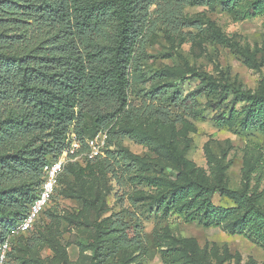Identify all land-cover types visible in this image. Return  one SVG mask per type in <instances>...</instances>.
Returning <instances> with one entry per match:
<instances>
[{
    "label": "rangeland",
    "instance_id": "obj_1",
    "mask_svg": "<svg viewBox=\"0 0 264 264\" xmlns=\"http://www.w3.org/2000/svg\"><path fill=\"white\" fill-rule=\"evenodd\" d=\"M184 11L201 20L199 28L172 33L157 27L136 50L141 80L129 92L128 108L154 96L155 105L180 121L161 124L141 114L123 119L119 126L128 133L109 147L110 169L104 153L82 171L63 172L33 228L12 241L8 264H264V238L231 231L235 213L243 211L234 199L212 195L214 206L233 212L216 225L188 221L156 199L159 193L167 199L188 180L221 179L264 209V132L225 121L244 106L233 88L264 92V18H238L217 0H190ZM205 85L212 89L183 99ZM95 223L103 242L94 261ZM116 235L129 245L120 246ZM32 240L39 242L30 246Z\"/></svg>",
    "mask_w": 264,
    "mask_h": 264
},
{
    "label": "trees",
    "instance_id": "obj_2",
    "mask_svg": "<svg viewBox=\"0 0 264 264\" xmlns=\"http://www.w3.org/2000/svg\"><path fill=\"white\" fill-rule=\"evenodd\" d=\"M189 1L0 0V241L36 196L43 166L67 150L71 140L80 143L78 153L84 152L87 139L104 133L106 155L102 161L110 169L109 147L128 133L119 126L123 119L141 114L161 124L180 121L167 107L155 105L154 96L129 111V92L141 80L135 53L146 35L160 26L172 33L183 27H200L201 20L184 11ZM217 1L235 11L238 18H264V0ZM191 75L216 83L205 74L193 71ZM207 89L212 86H199L183 99ZM233 89L234 99L244 106L231 110L225 121L238 119L241 128L264 132V92ZM171 100L177 102L176 92ZM152 136L161 142L158 135ZM101 157L84 158L83 164L67 162L60 176L76 168L82 171ZM223 171L224 166H219L218 174ZM214 193L242 206L243 211L235 213L232 232L264 238V209L221 179L214 183L188 180L176 186L167 199L163 193L156 199L188 221L216 225L233 212L214 206ZM93 227L95 261L103 237L99 224ZM112 229L115 232L119 227L114 224ZM116 239L120 246L129 245L122 235ZM38 242L32 240L30 246Z\"/></svg>",
    "mask_w": 264,
    "mask_h": 264
},
{
    "label": "built area",
    "instance_id": "obj_3",
    "mask_svg": "<svg viewBox=\"0 0 264 264\" xmlns=\"http://www.w3.org/2000/svg\"><path fill=\"white\" fill-rule=\"evenodd\" d=\"M87 151L79 152L80 143L71 140L67 150L54 161L48 162L42 169V180L36 196L30 202L25 215L15 222L5 233L0 241V264H6L8 260V251L10 250L14 238L25 235L29 232L40 214L46 209L52 200L56 188L58 187V178L67 162H75L80 159H94L103 155L105 139L104 133L99 132L93 138L87 139Z\"/></svg>",
    "mask_w": 264,
    "mask_h": 264
}]
</instances>
